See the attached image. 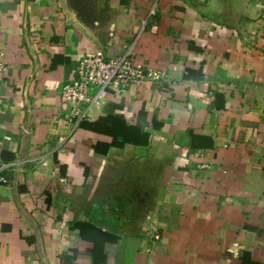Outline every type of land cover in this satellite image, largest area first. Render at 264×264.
Wrapping results in <instances>:
<instances>
[{"label": "crops", "instance_id": "0c3cea01", "mask_svg": "<svg viewBox=\"0 0 264 264\" xmlns=\"http://www.w3.org/2000/svg\"><path fill=\"white\" fill-rule=\"evenodd\" d=\"M0 25V264H264V0H0ZM131 46L164 80L59 125L80 60Z\"/></svg>", "mask_w": 264, "mask_h": 264}, {"label": "built area", "instance_id": "2783aa9c", "mask_svg": "<svg viewBox=\"0 0 264 264\" xmlns=\"http://www.w3.org/2000/svg\"><path fill=\"white\" fill-rule=\"evenodd\" d=\"M156 17V5L149 11L143 21L142 31L149 27ZM0 25V32H1ZM152 33L157 32V27L152 25ZM7 62L0 52V75L7 67ZM164 73L160 70L146 67L133 55V47H127L125 51L115 57L109 58L102 50L87 53L79 62L75 79L67 84L61 93V101L69 105L71 109L67 116L59 120V125L78 124L89 117V110L93 106H99L108 97L110 91H118L141 81L161 82ZM94 91V93H92ZM88 105L89 109L83 110L82 106ZM63 140V139H62ZM204 168V166H203ZM1 184H7L8 180L0 177ZM149 235L154 240H159L160 235L156 228L149 230ZM231 250V249H230ZM233 254H235L233 252Z\"/></svg>", "mask_w": 264, "mask_h": 264}]
</instances>
